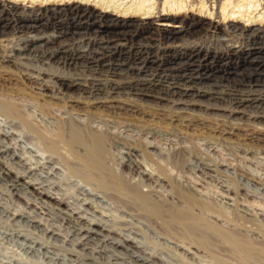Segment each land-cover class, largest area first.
<instances>
[{
    "label": "bare ground",
    "instance_id": "obj_1",
    "mask_svg": "<svg viewBox=\"0 0 264 264\" xmlns=\"http://www.w3.org/2000/svg\"><path fill=\"white\" fill-rule=\"evenodd\" d=\"M122 1L123 0H0V11L2 10L5 13H13L15 16H20L19 21L14 26L7 27L5 28L6 30L4 32H0V36L7 34H11V36L18 35L14 38L15 41L13 42L16 44V46L8 47V49H6L7 47L3 45V42L7 41V39L5 41L0 40V49H5L2 50L3 54H1V63L7 66L20 67V65L23 66L24 62H29L31 60L49 67L51 65L71 66L75 64H82L88 65L91 67L90 69L93 67H100L104 69L105 67H111L112 64L109 63L110 59H112L117 54H122L124 47V44H116V42L113 43L110 39H116L115 41H120L121 38L126 36V32L128 30L135 28L140 30L139 33L143 34L145 31L150 35L158 37V42L170 44L163 48H157L156 51H158V53L161 55L156 61H153L154 63H159V70L162 71V74H158V76L155 78L142 80L143 85L155 86L163 92L168 94L170 93V96L171 94H175L182 96L183 98L191 97L199 99L208 96L211 97L213 95L215 96L216 92L202 88L200 86H195V84L188 87L186 86L187 88L183 89L180 87L182 85H180L178 81L172 79L174 76L171 78L170 75L163 74L164 72L170 74L176 69L175 67L167 68L166 66L182 62L186 65L185 71H188L192 67H195V64L197 63L196 60L201 58L202 62L206 63L204 68L207 70V66L210 64L209 60L216 58L223 60L224 57L229 58L232 57V55H242L246 58H250L252 55L264 50V20L262 18L264 15V0H188L187 6H185V4L182 2L179 4L171 0H154L155 2L153 1V3L146 7L143 4H136V2ZM254 3L257 4L255 5ZM249 10L253 11L252 15L250 14L251 16L248 15L249 13L246 14V12H249ZM27 14H31L32 16L27 17ZM66 14H70L69 16H72L75 19L77 18L79 22L83 23L74 24L76 27L69 28L64 26V24L60 21L56 22L57 19H60ZM88 21L91 22L92 25H90ZM101 24H105V26H100ZM47 29H50V31L53 30V33H43V31ZM82 29H85L86 31L91 30V34H93L94 37H89L84 40L79 38L81 41L74 39L78 34L81 35L79 32ZM59 30H61V32ZM197 31H204L205 33H208L213 39L212 41H214L218 46H215L216 48H211L199 45H190L186 47L183 45H172L174 42L182 41L183 37ZM233 39L238 40L240 45L234 46L233 43V45H231L230 43L233 42ZM12 41L13 39L10 42ZM13 43H11V45ZM200 65L201 63L199 66ZM114 66H117L119 69V71L117 70L118 72L112 73L115 78H125L128 76L127 72L120 70L124 65ZM136 71L138 72L137 75L146 73L144 68L138 69ZM20 75L15 79L12 77H7L0 80V181L6 182V184L8 183L15 196L18 199L25 201L26 210H20V213L18 212L11 214L8 217V221H12L16 224L20 223L21 221H25L29 224V227L38 229L42 235L41 237L31 236L28 235V232V234H26L20 230L18 231V229H6L0 224V236L2 235L3 238H12L20 242L26 254L29 253L33 257H37L39 260H47L53 264L56 262H60L61 264H90L87 261H96L97 257H100L99 255L96 257L94 253L100 254V252L103 251H108L110 253L116 251L123 252L122 254L127 255L128 258L118 255L120 253H114L115 260L120 259L121 261H126L127 258L131 264H164V259L159 256L157 252L152 250L155 248L154 246L158 244L155 242L157 240L154 241L156 245H153L155 243L151 244L152 242H150L153 241V238L152 240L146 239L145 235L142 238L143 241H141L140 237L137 236L139 237L138 239H140L139 241L136 239V237H133L134 235L131 236L129 234L130 231L128 232L126 228L127 225L130 223L135 224V222L127 219L128 217L125 218L126 220L121 219L123 216L120 219L117 216L112 217L114 213L111 215V217H109V211H107L106 208L109 210V207L112 205L109 204L110 201L107 202L108 199L106 200L108 194L114 197H121L125 201H128L137 207L146 217L160 220L166 231H169V233L173 232L172 230L177 228L176 230H179L178 234L182 236V238L187 239V243H190L191 247H193L196 251L203 250L204 252L206 251L210 253V255L212 254L213 256H216L214 259H216L218 264H230V262L227 260L231 259L227 258V260H224V258L222 259L220 256V258L217 257L215 254L217 251H219L217 249L218 246H222L228 250L227 252L230 251L231 253L235 254V257L237 256L240 260V264H264V243L260 244L256 241L254 242L248 238H244L234 231L221 227L220 225L223 223H219V225L216 221L217 219L210 220L207 218L208 216L206 217L203 215L204 213H196V208L202 210L203 212L209 209V203L205 202L203 199L194 194L184 192L182 187L181 190L177 185L178 183L172 179L173 177L164 172L166 167L162 168L160 161H158L160 166L157 167L159 168V175H155L151 172V170L149 171V169H147L148 166H146V164L144 165L146 168H143L141 163L144 161H140V163L136 159H133V157H136L135 154L137 153L138 149L131 148L128 150V152L126 151L123 153L127 159L119 160V163L122 168H126L128 171L134 170L137 172L142 177L140 178L144 179L145 181H162L169 184L173 188L172 190L176 192V195L178 194L180 199L183 201V205L179 203L182 206H171L172 203L168 205L167 203L169 201L167 203L165 200L160 201L158 200L160 197L155 199L151 195L152 192L150 193L145 189L143 190V187H141L138 183H134L126 179L119 173V170L117 171L114 166L116 165L115 162L117 160L115 159L117 158L114 157V154L111 151L113 149L112 139H115V137L112 136L113 131L111 132L107 128L102 129V127L99 126L100 124L97 122H92L93 120L91 121L89 116H92L93 114H101L103 112H110L111 115V113H114L118 110L120 113L121 111H130L128 114L134 113L137 117V114H139L141 111L137 109L133 110V107L129 109L123 108L125 103L121 101L122 99L120 100L119 97L115 95L118 94V90H124L125 88H121L117 84L114 85L115 87L112 89L116 91H113L115 93L109 91L110 93H108V96L105 98L99 97L93 99L94 101L92 102H90L91 100L83 102L79 99H74L70 96H67L69 91L78 89L82 86L77 84L76 81L70 79L69 76L62 74H50L45 71H41L37 74L38 79L43 78L47 82H51L53 86L40 85L39 87L32 88L33 86L28 85L29 80L27 76L22 77ZM187 77L188 76L183 75L179 78L189 79L188 81L190 82L195 79ZM175 78H177V76H175ZM206 78L209 80L210 76ZM196 79L202 81L200 74ZM5 88H10L15 90L18 94H26L31 98L37 99L38 103L35 104H38L40 111L46 113V117L47 114L51 113L52 107H58V110L57 108L56 110L59 111V114H56L55 118H52V120L54 119L56 129L54 128V130L52 128V130L49 128H44L40 124L36 123L35 120L32 119L35 118L34 115L33 117H30L28 116L29 114L27 115L25 113V107H23L25 102L22 106L18 99L13 98L11 95H4L3 89ZM129 90L132 89L129 88ZM93 91L100 93L101 89L97 88ZM132 91L130 94L134 100L130 99V101H142L144 103L152 102V104L155 103L159 104L160 106L163 105L162 103H167L164 98H156L151 95L144 94V92H140L141 90ZM86 92H88V94H92V91ZM10 93H12V91ZM97 96L99 95L97 94ZM190 101L185 100V102H176L174 103V107H178V109L180 107L194 109L201 106V102L199 100L198 102L196 99L194 102ZM205 102L207 103V101ZM245 102V100H242L240 103L243 104ZM170 105L171 103L169 104V107H171ZM73 112H83L84 116L86 117L78 118V114L76 117H74ZM182 112L184 111L182 110ZM122 114L124 115L123 112ZM236 114H238V112H231L229 115ZM211 115H213V113ZM229 115L227 117H229ZM157 117H162L159 119V122L160 120L163 122L165 119L161 114H157ZM41 119L43 121V117ZM37 120L40 119L38 118ZM42 121L40 120V122ZM168 121L169 122H167V125H172L175 123V120L170 119ZM208 124L206 125L207 127ZM224 134L230 133H223V135ZM23 141L27 142L28 146H23L21 144ZM175 147L178 146L176 145ZM64 151H67L68 154H70V157ZM143 151L149 157V155L155 151L159 154L160 149L152 144H147ZM174 151L175 152H173V154L169 155H167L168 153L165 154L163 152V154L160 152L161 156L163 157L162 159H169V161L171 160L175 165L182 164L183 157L180 155L179 151H176V149ZM139 153L140 152H138V154ZM28 154H33V156L29 158ZM185 158L187 157L185 156ZM204 167L208 173L213 172L212 168L208 166ZM218 170H220V167ZM69 173L70 178L72 175H74L80 178L78 180L82 181L81 185L83 184L82 186L78 187L82 200L78 201L77 203L70 201L69 199L71 198L65 196L66 194L69 195V193H71L70 191L68 192V189H65L69 185V181L67 182ZM129 175L130 174L128 173V176ZM54 177L56 178L53 181L54 184L56 183V185L60 186L61 188L63 187L62 184L66 186H64L65 190L62 189L64 190V194L58 193L57 190L55 189V191L53 186H51L50 181ZM133 181H135V179ZM154 185L155 184H153V186ZM75 190L76 189H74V192ZM112 199L114 198H111V200ZM117 201L115 202L116 207L118 205ZM115 205L113 206L115 207ZM126 206L128 205H125V207ZM123 208L124 207L121 209L126 210ZM112 210L110 209V211ZM127 210L126 212H128ZM103 211H107V213ZM114 212L115 214H118L116 211ZM48 213L54 214L60 218L62 220L61 224L64 222L67 225V231L62 232L59 227H52V225H50L51 223L49 224L51 227H49L48 223H46L49 221L47 218L48 216H46ZM131 213L132 212L129 214ZM54 219L50 220V222L53 221V224ZM147 223L149 222L147 221ZM133 232L135 231L133 230ZM140 235L142 236V234ZM180 236L178 237L181 238ZM149 237H151V235H149ZM160 237L162 238L163 236L161 235ZM167 240L170 241V238ZM183 240L184 239L181 241ZM160 241L162 242V240ZM184 241L186 242V240ZM58 243H60V245ZM62 245H68L70 247L77 246L80 249L79 251H75L74 247V250L72 249L69 256H67L66 254L64 255L63 253H59L60 248H63L60 247ZM159 245H157V247ZM169 246H166V248H169ZM99 247L100 249L102 248V250H96L99 249ZM158 248L159 249L156 251L160 250V246ZM166 248L165 245L162 247V249H165V252H167ZM176 248L179 253L181 252V254L186 258L194 259L196 257L195 252H193L194 250H192L190 247L183 246L181 243H177ZM65 250L67 251V249ZM167 250L169 251L170 248ZM84 251H87V253H83ZM162 252L164 251L162 250ZM173 252L174 251H172V253ZM162 254L164 256V253ZM228 254L225 253L226 256ZM171 256L173 255L171 254ZM229 256L232 257L233 255L229 254ZM105 257L103 258L104 260ZM204 257L206 256L204 255ZM171 258L174 261L176 260V258ZM22 261L20 260L15 264H24ZM106 261L107 260L104 262ZM183 261L186 262L185 260ZM192 261L195 262L194 260ZM192 261L190 262L193 264ZM117 262L118 261H116V263ZM187 262L190 264L189 261ZM174 263L170 262V264ZM205 263L207 262L205 261ZM231 263H233V261H231ZM235 263H237V261L234 262V264ZM111 264H113V262Z\"/></svg>",
    "mask_w": 264,
    "mask_h": 264
},
{
    "label": "rangeland",
    "instance_id": "obj_2",
    "mask_svg": "<svg viewBox=\"0 0 264 264\" xmlns=\"http://www.w3.org/2000/svg\"><path fill=\"white\" fill-rule=\"evenodd\" d=\"M123 1L124 2H130V1L136 2V4H139V5L143 4L146 7L149 4L153 3L154 0H123ZM171 1H175V3H179V4H181V2H182L185 4V6L188 5V3H187L188 0H171ZM257 3H259V2H257ZM184 4H182V5H184ZM252 10H254V9H252ZM252 10H249V12H246V14L249 13L248 15L251 16L252 12H253ZM69 15L70 14L63 15L60 19H57L56 22L60 21L61 23L64 24V26H67L69 28L76 27V26H74V24L83 23V22H79V20H77V18L75 19L74 17L69 16ZM31 16H32L31 14H27V17H31ZM263 16H262V18L264 20ZM19 18H20V16H18V15L15 16V14H13V13H8V12L5 13L1 10L0 11V32H4L6 30L5 28H7V27L14 26L19 21ZM88 23L90 25H92L91 22L88 21ZM5 25H6V27H5ZM86 26H88V25H86ZM100 26H105V24H101ZM47 30L43 31V33H46V34H52L53 33L52 32L53 30H51V31H50V29H47ZM59 31L61 32V30H59ZM139 31L140 30H138V29H135V28L132 29L131 28V30H128L126 32V36L124 38H121L120 41H115L116 39H110L113 43L116 42V44H118V43L124 44V47H123L122 54H117L112 59H110L109 63L112 64L111 67H105L104 69L100 68V67H93L92 69H90L91 67H89L88 65H82V64L81 65L75 64V65H71V66L51 65L49 67L46 65H41V63H36L34 61H31V60L29 62L27 61L28 63L24 62L23 66L20 65V67L19 66H7V65L1 63V56H2L1 54H3L2 50L4 49V48H2V49H0V80L3 78L5 79L7 77L8 78L12 77L13 79H15V78H17V76H19L21 74L20 76H22V77L27 76V78L29 80L28 85L33 86L32 88L39 87L40 85H49L52 87L53 84L51 82H47L43 78L38 79L37 74L41 71H45V72L50 73V74L66 75V76H69V78L72 79L73 81H76L77 84L82 85L78 89L69 91L67 93V96H70L74 99H79L80 101H83V102H85V101L87 102L90 100H91L90 102H92V101H94L93 99H96L99 97L100 98L107 97L108 93H110L111 91L112 92L115 91V90H112L115 87L114 85L118 84L121 88H125L124 90H118V94H115V95H117L119 97V99L120 100L122 99L121 101H123L125 103L123 105V108L129 109V108L133 107V110L137 109V110L141 111L139 113L140 115L137 114V117H136V114H134V113L128 114V113H130V111H127V112L121 111V113H120L117 110L114 113H111V115H113V116L110 115V112L109 113L105 112L106 114L103 112L101 114H93L92 116H89L90 120L91 121L93 120L92 122H97L98 124H100L99 126L102 127V129L107 128L109 131H111V132L113 131L112 136L115 137V139L114 138L112 139V148L113 149L111 151L114 154V157L117 158V159H115V160H117L115 162L116 165H114L115 168L117 169V171L119 170V173L123 177H125L126 179H128L134 183H138L141 187H143L142 188L143 190L145 189L146 191H148L150 193L152 192L151 195L155 199H158V197H160V199H158V200H160V201L165 200L166 203L169 201L167 204L170 205L172 203L171 206H175V205L182 206L183 205V201L180 199L178 194L176 195V192L174 190H172L173 188L169 184H167L166 182H162V181L148 182V181H145L144 179H141L142 177L137 172H135L134 170L128 171V169L121 167L119 160H122V159L126 160L127 159L123 153L126 151L128 152V150L131 148H136V149H138L137 153L135 154L137 158L133 157V159H136L139 162L144 161L143 163L140 162L142 164L143 168H146V166H148L147 169H149V171L151 170V172L153 174L159 175V172H158L159 168H157V167L160 166V164H158V161H160L162 168L166 167V170L164 169V172L167 173L169 176L173 177L172 179L176 183H178L177 185L179 186L180 189L182 187L184 192H188L189 194H194V195L200 197L201 199H203L205 202L209 203L210 206H212V207L209 206V209L205 210L204 212L202 210L196 208L195 209L196 213H199V214L204 213L203 215H205L206 217L208 216L207 218H209L210 220L217 219L216 221L218 222V224L223 223L222 225L219 224L221 227L228 229V230H231V231H234L238 235H240L244 238H248L254 242L256 241L257 243L263 244L264 243V236H263L264 235V52H263L264 50L258 52L255 55H252L250 58H246L242 55H238V56L232 55V57H229V58L224 57L223 60L219 59V58L209 60L210 64L207 66V70L204 68V65L206 63L202 62L201 58H199L200 60L197 59L196 60L197 63L195 62L196 63L195 67H192L188 71H185L186 65L182 62H181L182 64L177 63L174 65L166 66L167 68L175 67L176 69L170 74H168L167 72H164L163 74L170 75L171 78H172V76H174L172 79H174L175 81H178L179 84L182 85V86H180V85L179 86L182 87L183 89L184 88L186 89L188 86H192L195 84V86H200L202 88L209 89L213 92H216L215 96L213 95L211 97L210 96L205 97L207 99H205V98H199L198 99V98H191V97H184L183 98L182 96L175 95V94H173L174 96L172 94L170 96V93L168 94L166 92H163L162 90H160L159 88H157L155 86L143 85L142 80L148 79V78H155L156 76H158V74H162L161 73L162 71L159 70V66H158L159 63H154L153 61H156L158 59V57H160V55H161L158 53V51H156L157 48H159V47L163 48L166 45H170V44L158 42L157 41L158 37H156L154 35H150V34L146 33L145 31L142 34V33H139ZM79 33L81 35L78 34L77 37L75 36L74 39H76V40L83 39L84 40V39H87L89 37L90 38L94 37V35L91 34V30L86 31L85 29H82V30H80ZM17 36H11V34H7V35L0 36V40L5 41L7 39V41L3 42V45H5V47H7L6 49H8V47L16 46V44L13 42L15 41L14 38ZM12 39H13V41L10 42ZM105 39H106V37H105ZM212 40L213 39L210 37V35L208 33H205L204 31H199V32L197 31L195 33H192V34H189L188 36L183 37L182 41L174 42L172 45H183L185 47L190 46V45H199V46H203V47L216 48L218 45ZM11 43H13L14 45L13 44L11 45ZM232 43L234 44V46L240 45L239 41L235 40V39H233V42H231L230 44L233 45ZM146 62H147V64H146ZM200 63L202 66L201 65L199 66ZM30 64H32V65H30ZM114 65H124L120 70L127 72L128 76L125 78H115L112 73L118 72L119 69L117 68V66H114ZM42 66H44V67H42ZM141 68H144V71H146V73L142 74V75H137L138 72L136 70L141 69ZM179 68H180V70H179ZM129 69H132V70H129ZM30 73H32V74H30ZM190 73L192 74V76ZM199 74H200L202 81L196 79ZM151 75H153V76H151ZM183 75L188 76L187 78H195L196 80L194 79V80H192V82H190V81H188L189 79L179 78L180 76H183ZM175 76H177V78H175ZM208 76H210L209 80L206 78ZM89 86H92V87H89ZM99 86H101V87H99ZM85 87H86V89H85ZM97 88L101 89L100 93L99 92L96 93L95 91H93ZM129 88L132 89L133 91L134 90L135 91L141 90L140 92H142V93L144 92V94H148V95H151V96L156 97V98H164L166 100V102L168 103V105H167V103H162L163 105L164 104L166 105V106L162 105L163 106L162 107L159 104H155V103L152 104V102L144 103L142 101H140V102L130 101V99L131 100H134V99H133L132 95L130 94L132 90H129ZM5 89H6V91H5ZM5 89H3L4 95H7V96L11 95V96H13V98L18 99L19 103L22 106L24 105V102H25V105L27 106V107L25 105L23 106V107H25L24 108L25 113L27 115L29 114L28 116H30V117H33V115H34L35 118H32V119L35 120L36 123L40 124L44 128H49V129L55 128L56 125H55L54 119L52 120V118H55V115L59 114L58 113L59 111H57L58 107H54V108L52 107L51 113L47 114V117H46L45 116L46 113L40 111L38 104H35V103H38L37 99L31 98L26 94H22V93L18 94L15 90H12L10 88L9 89L5 88ZM82 89H83V92H82ZM90 90L92 91L93 95L90 93L88 94V92H86V91L91 92ZM11 91H12V93H10ZM115 92H113V93H115ZM59 94H61V93H59ZM97 94L99 96H97ZM120 96H121V98H120ZM179 97H181V98H179ZM209 98H210V100H209ZM213 98H215V99H213ZM86 99H88V100H86ZM170 99H173V100H170ZM184 99L186 101L191 100L190 102H194L195 99L197 102L199 100L201 102L200 103L201 106L194 108V109H192V108L190 109L188 107H187L188 109L185 107H180L178 109V107L177 108L174 107V103L179 102V101L185 102ZM202 99H204V100H202ZM149 100H152V99H149ZM242 100H245L246 102L243 104L240 103ZM205 101H207V103ZM170 103H171V105H170L171 107H169ZM34 105H37V106H34ZM35 107L37 108V110ZM56 108H57V110H56ZM25 109L27 110V112ZM204 109H205V111H204ZM182 110L184 112H182ZM122 112L124 113V115L126 117L122 114ZM231 112H235V113L238 112V114L229 115ZM73 113H74V117H76L77 114L79 116L78 118H85L86 117V116H84L83 112H73ZM212 113H213V115H211ZM148 114H150V115H148ZM157 114H161L162 116H164L166 121L164 119L165 122L164 121L162 122L161 120L159 122V119H161L162 117L158 118ZM50 115H52V116H50ZM102 115H103V117H102ZM132 115H133V117H132ZM228 115H229V117H227ZM39 116H41V117H39ZM42 117H43V121L41 119ZM146 117H147V119H146ZM36 118L37 119L39 118L42 122H40V120H37ZM91 118H93V119H91ZM101 119H103V120H101ZM170 119L175 120L176 124L175 123H173L172 125L168 124L169 125L168 126L167 122H169L168 120H170ZM101 122H103V123H101ZM207 124H208V127L206 126ZM201 125H203L205 127H203ZM171 126H174V127H171ZM201 129H203V130H201ZM225 129H226V131H225ZM221 130H223V131H221ZM210 132H211V135H210ZM220 132H222V133H220ZM228 132L230 134H224L223 135V133H228ZM217 133L220 136H218ZM26 143L27 142L23 141L21 144L26 147V145L28 146V143L27 144ZM114 143H115V145H114ZM147 144L148 145L152 144V145L156 146L158 149H160V152H162V153L164 152L165 154L168 153L167 155L173 154V152H175L174 150L176 149V151H179L180 155L183 157L182 158V164L175 165L171 160L169 161V159L164 158L165 160H163L162 159L163 157L161 156V153L159 151H158L159 154L155 151V152L151 153L153 155L150 154L148 157V155L143 151L145 146H147ZM176 145L178 147H175ZM159 146L162 148H160ZM64 152H66L67 155H69V157H70V154H68L67 151H64ZM138 152H140V153L138 154ZM142 153H144V154H142ZM156 153H157V155H156ZM32 156H33V154H28L29 158H31ZM122 156H124V157H122ZM153 156H155V157H153ZM185 156L187 158H185ZM155 159H157V160H155ZM161 160L163 161V163ZM117 164H118V166L119 165L120 166L118 167ZM145 164H146V166H144ZM204 166H208V167L212 168L213 172L208 173V171L205 170ZM219 167H220V170H218ZM125 171H126V174H125ZM153 171H156L157 173L153 172ZM128 173L130 174L129 176H128ZM69 175H70V173L68 174V177L70 178ZM73 176L74 175H72L70 179L67 177L68 178L67 182L69 181L68 182L69 185L67 187L64 184H62L63 187L61 188L60 186L56 185V183L54 184L53 181L56 179L55 177L52 178V180L50 181V184H51V186H53L54 190L56 189L57 192L60 194H64L65 189H68V192L69 191L71 193L73 192L72 194L69 193V195L66 194L65 196L66 197L68 196L69 198H71V199L68 198L70 201L77 203L78 201L82 200V197L79 194L80 191L78 190V187L82 186L83 184L81 185L82 181L78 180L80 178H78L76 176L73 177ZM133 177H134L135 181H133L134 180ZM175 178L177 181L175 180ZM71 182H72V184H71ZM160 183H163V184L165 183V184L163 185ZM52 184H54V185H52ZM75 184H76V186H75ZM153 184H155L154 185L155 187L153 186ZM92 188H94V187H92ZM154 188H156V189H154ZM62 189H64V190H62ZM74 189H76L75 192H74ZM147 189H149V190H147ZM10 190H11V188L9 187L8 183L6 184V182L0 181V217H1L0 218V224L2 226H4L6 229L7 228H11V229L13 228V230L18 229V231L20 230L26 234L29 233L28 235L35 236V237H41L42 233L38 229H33V228L29 227V224L25 221H21L18 224L14 223L12 221L11 222L8 221V217L11 214L18 213V212L20 213V210H23V211L26 210L25 201L18 199L15 196V194L12 192V190L11 191ZM77 190H78V192H77ZM191 192H193V193H191ZM70 194H71V196H70ZM75 194H79V195H75ZM73 196H75V197H73ZM107 197H106V200L108 199L107 202L110 201L109 204H111L112 206L115 205L116 204L115 202L118 200L117 201V204H118L117 207H116V205H115V207L114 206L112 207L111 205H110L111 207H109L111 210L113 209L112 210L113 212L110 211V209L108 210L105 207L106 210L109 211L108 212L109 217H111V215L113 213H114V215H112V217L117 216L120 219L123 216V218H121L122 220H126L125 218L128 217L127 219H130V220H132V222H135V224L130 223L129 225L126 226L127 231L128 232L130 231L129 234L131 236L134 235L133 237H136V239H138L140 237L141 241H143L142 238H143V236L146 235L145 236L146 239L152 240V238H153V241H150V242H152L151 244L156 242V243H158L157 245H159V243H160V245H159L160 250L156 251L157 249H159L158 248L159 246L157 247L156 243L153 244V245H156V246H154L156 249L153 248L152 250L154 252H157V254L164 259V264H167V263L170 264V262L171 263L175 262L174 264H183V263L186 264V263H188L187 261L190 262L192 260L195 261V262L192 261L193 264H198L199 262H200L199 264H201V263L202 264H216L217 263L216 259H214V257H216V256H213L212 254L210 255V253H208L206 251L204 252L203 250L196 251L193 247H191V244L187 243L188 240L185 238H182V236H180L178 234L179 230H176L177 228L172 230L174 233L173 232L169 233V231H166V229L164 228V226L160 220L150 219V218L146 217L137 207H135L134 205H132L128 201H125L123 198L118 197V196L114 197V196H111L108 194H107ZM111 198H114V199L111 200ZM179 203H181L182 205ZM130 204L132 207L133 206L134 207L132 208L130 206ZM125 205H128V206H126L128 208V210L125 207ZM122 207H124L123 209H126L128 212H126V210H122L121 209ZM115 208H118V209H115ZM217 209H218V211H217ZM107 211H103V212L107 213ZM114 211H116L118 214H115ZM130 212H132L133 214L132 213L129 214ZM8 213H10V214H8ZM215 213H217V214H215ZM224 215H226V216H224ZM46 216H48L47 218L49 219V221L46 222V223H48L49 227H51L50 225H52V227H57V228L59 227V229L62 230V232L67 231V229H68L66 227L67 225L64 222H63V224H61L62 220L60 218H58L54 214H49V213ZM142 217H144V218H142ZM50 218H52V219L58 218L59 220L54 219V224H53V221L50 222V220H52ZM139 219L142 221H140ZM145 220H146V223H145ZM143 221H144V223H143ZM147 221L149 223H147ZM139 223L141 226L139 225ZM151 223H152V225H151ZM57 224H58V226H57ZM142 226H144V227H142ZM161 227H163V228H161ZM150 229H152V230H150ZM133 230L135 232H133ZM174 230H176V231H174ZM236 230H238L239 232ZM143 231H144V234H143ZM161 231H162V233H161ZM154 232H156V233H154ZM139 233L142 234V236ZM147 234H148V236H147ZM158 234H160V235H158ZM149 235H151V237H149ZM161 235L163 236L162 238L160 237ZM174 235L176 236V238ZM137 236H139V237H137ZM178 236H180L181 238H179ZM165 238H167V239L170 238V241H168ZM140 239H138V240L140 241ZM182 239L186 240V242L184 240L181 241ZM13 240L14 239H12V238H3L2 235L0 236V264H15L16 262H18L20 260L21 261L23 260L22 262L24 264L25 263H27V264H53L51 262H48L47 260H45V261L39 260V259H37V257H33L29 253L26 254L21 243L16 241V240H14V241ZM155 240H157V241H155ZM160 240H162V242ZM172 242H174V243H172ZM177 243L178 244L181 243V245H183V246H187V247L192 248V250H194L193 252H195L196 257H198V258L195 257L194 259H190V258H186L185 256H183L181 254V252L179 253V251L176 248ZM58 244L60 245V243H58ZM172 244H174L175 246ZM164 245H165V248H166V246L168 247L170 245L169 246L170 250L168 251L167 249H169V248H166L167 252H165V249H162V247ZM64 246L65 245L60 246L63 248H60L59 253H61V254L63 253L64 255L66 254L67 256H69L70 252L72 251V249L74 247H75L74 248L75 251L76 250L79 251V249H80L77 246H72V247H70L68 245H66L67 247L66 246L64 247ZM76 247H77V249H76ZM64 248L67 249V251ZM217 249L219 251H217ZM217 249H216L217 252L215 251L216 252L215 255H217V257L220 256L222 259L224 258V260H227V258H231V259L227 260L228 262H230V264H234V262H236V261H237V263H235V264L241 263L240 260L238 259V257L237 256L235 257V254L231 253L230 251L227 252L228 250L226 248H224L222 246H218ZM96 250L99 251V250H102V248L100 249V247H99V249H96ZM162 250L164 252H162ZM172 251H174V252L172 253ZM160 252L164 253V256ZM83 253H87V251L86 252L84 251ZM114 253L115 254L120 253L118 255H120L124 258L125 257L128 258L127 255L122 254L123 252H117L116 251V252L110 253L108 251H105V252L103 251V252H100V254L94 253L96 257L98 255L100 256L99 258L97 257L96 261H87V262H89L90 264L91 263H93V264H103V263L104 264L105 263L111 264L112 262H113V264L114 263L119 264V262H120V264H125V262H126V264H131V262L127 258H126V261H121L120 259L115 260V258H114L115 254ZM197 253H199V254L202 253V254L199 255ZM225 253H227V254L229 253L230 255H233V256L231 257V256H229V254L226 256ZM171 254L173 256H171ZM204 255L208 258L204 257ZM88 256H86V257H88ZM105 256L107 257V259ZM104 257H105V260H107L106 262H104L105 261L103 259ZM171 257H173L174 259L176 258L177 261L176 260L174 261ZM199 257H201V258H199ZM204 258H206V259H204ZM108 259H109V262H111V261L112 262L109 263ZM202 259H204V260H202ZM101 260H102V262H101ZM183 260H185L186 262H184ZM116 261H118V262L116 263ZM205 261L207 263H205ZM212 261L215 263H213ZM231 261H233V263H231ZM196 262H198V263H196ZM59 263L60 262H56L54 264H59ZM62 264H64V263H62ZM190 264H192V263L190 262Z\"/></svg>",
    "mask_w": 264,
    "mask_h": 264
}]
</instances>
